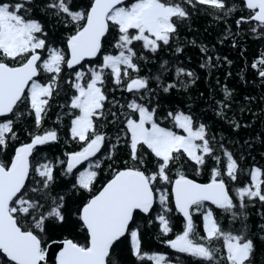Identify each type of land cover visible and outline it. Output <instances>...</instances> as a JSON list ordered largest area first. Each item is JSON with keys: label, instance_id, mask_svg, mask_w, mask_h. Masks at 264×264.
I'll return each mask as SVG.
<instances>
[{"label": "snow or ice", "instance_id": "1", "mask_svg": "<svg viewBox=\"0 0 264 264\" xmlns=\"http://www.w3.org/2000/svg\"><path fill=\"white\" fill-rule=\"evenodd\" d=\"M238 7L247 15L237 28L264 36V0H0V264H46L53 246L55 264H174L145 244L152 230L184 254L175 264H257L264 211L250 234L246 209L264 207V169L241 162L264 135L239 136L264 107L252 111L256 96L241 104L224 84L222 98L200 93L211 104L197 114L199 77L179 60L193 15L226 20ZM198 47L209 74L232 64ZM165 51L156 72L141 75ZM251 68L264 88V51ZM208 109L227 127L213 131ZM53 145L58 153L44 150Z\"/></svg>", "mask_w": 264, "mask_h": 264}, {"label": "trees", "instance_id": "2", "mask_svg": "<svg viewBox=\"0 0 264 264\" xmlns=\"http://www.w3.org/2000/svg\"><path fill=\"white\" fill-rule=\"evenodd\" d=\"M228 3H236L240 5V0H228ZM36 16L49 23L47 17L39 13L38 10L34 13ZM241 15H247V10L243 12L239 10V7L236 12H234L226 20H214L211 16L200 12L192 16L189 21L190 27L184 28L180 31V39L182 42L186 43L184 54L179 57L181 62L180 66L192 69L199 79L196 81V84L193 85L190 89V95L193 103V110L200 114L204 109L208 108V105L211 104V100H205L200 96V93L203 92L205 97L209 96V89L212 90L211 94L216 98H222V92L220 89L221 85L227 84L230 89H234L232 95L235 101H239L241 104L246 103L243 99L245 95L256 96L257 99L251 104L252 111H256L259 108L264 107L259 100V96L264 92V88L259 86L258 78L256 77L255 71L251 68L252 61L261 55V52L264 51V36L257 37L249 31V24L242 22L239 28H237L235 21ZM54 22V21H53ZM250 23V22H249ZM226 29H229L233 35L236 37L237 46H232V37L224 38L226 35ZM60 31H63L61 28ZM195 39L197 45L193 46L187 41ZM223 39V43L219 41ZM205 44L209 48V54L215 57L217 54L221 58L227 56L229 60L232 61L231 65H228L226 62L221 60L219 66L214 67L210 70L202 69L199 67L202 62V57L204 54L199 51V44ZM243 49V54H241ZM169 54L161 52L160 56L156 58L154 62H149L148 64L142 66L141 75L155 73L159 67V61L161 59H168ZM245 79L249 83H245L240 78V71L242 68H245ZM228 72H231L230 76H226ZM174 75V68L169 73H166L167 78H171ZM219 80V85L217 84ZM255 81L256 83H253ZM154 86V85H153ZM119 96L120 93H117ZM176 99L174 103H178L186 100V97L183 94H175ZM233 110H237V105L233 104ZM57 109L53 107L52 111L49 113V116L54 118L55 112ZM206 117L213 122L214 127L213 131L221 130L227 126L223 124L222 121L217 122L216 118L213 116V113L210 109L205 113ZM228 115H232L231 112ZM253 117L250 113H245L242 117L243 121H252ZM264 121V115L258 116L256 123L249 129H241L239 138L241 140L246 139L249 134L255 135L256 133H261L264 135V124L261 123ZM45 151H51L58 153L60 151L58 145H53L51 148L44 149ZM264 152V145L260 143H255L253 148L250 150V154L245 156V159L241 162L242 167H249L252 164L262 167L264 169V155L261 153ZM253 157L255 159H253ZM203 177L201 180L203 181ZM247 202V201H246ZM264 211L259 203L255 206L247 207L246 211L249 213L248 222L250 224V234L256 232V225L260 223V217L257 215V211ZM175 219V218H174ZM182 219V218H180ZM197 223V228L201 231L202 234V222L198 218H194ZM176 227H180L179 219L175 220ZM227 221H225L226 223ZM171 235V234H169ZM155 230L146 231L144 233L145 244L150 246L152 250H160L166 253H169L173 256L175 264V256L179 255L183 258L184 254H174L173 250L168 248V246L163 245L155 238ZM257 264H260L259 257L261 253H264V245L257 239ZM125 259H134L130 258L125 254Z\"/></svg>", "mask_w": 264, "mask_h": 264}, {"label": "water", "instance_id": "3", "mask_svg": "<svg viewBox=\"0 0 264 264\" xmlns=\"http://www.w3.org/2000/svg\"><path fill=\"white\" fill-rule=\"evenodd\" d=\"M56 251L55 247L53 246L49 253L46 255V264H55V257L54 252Z\"/></svg>", "mask_w": 264, "mask_h": 264}]
</instances>
